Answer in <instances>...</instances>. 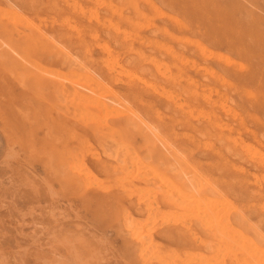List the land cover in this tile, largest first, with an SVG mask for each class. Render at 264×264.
<instances>
[{
  "label": "rangeland",
  "instance_id": "obj_1",
  "mask_svg": "<svg viewBox=\"0 0 264 264\" xmlns=\"http://www.w3.org/2000/svg\"><path fill=\"white\" fill-rule=\"evenodd\" d=\"M0 10V264H264V0H0ZM103 43L122 67L120 78H107L122 114L97 121L87 113L86 121L73 113V121L76 104L61 101L59 87L87 64L110 76ZM86 89L79 93L93 97ZM102 123L128 129L135 145L106 146ZM149 126L164 140L139 146ZM180 162L218 186L213 211L181 213L151 185L153 166ZM233 209L247 227L234 223ZM233 227L241 233L234 244Z\"/></svg>",
  "mask_w": 264,
  "mask_h": 264
},
{
  "label": "bare ground",
  "instance_id": "obj_2",
  "mask_svg": "<svg viewBox=\"0 0 264 264\" xmlns=\"http://www.w3.org/2000/svg\"><path fill=\"white\" fill-rule=\"evenodd\" d=\"M96 3V2H95ZM102 3V2H101ZM104 3V2H103ZM102 3V4H103ZM75 10V9H74ZM113 10V9H112ZM1 11V10H0ZM4 12H5V9L3 10ZM2 11V12H3ZM95 11V10H94ZM91 12V11H90ZM97 13V12H96ZM96 13H94V15H95V17H97L96 15ZM2 14V13H1ZM83 14V13H82ZM91 14V13H90ZM89 14V15H90ZM4 15L6 16V14L4 13ZM92 15V14H91ZM90 15V16H91ZM3 16V15H2ZM23 16V15H22ZM9 18V17H8ZM19 18V17H18ZM94 18V17H93ZM68 19V18H67ZM104 20V19H103ZM68 21V20H67ZM18 22V21H17ZM25 22V21H24ZM24 22H23V24H24ZM29 22V21H28ZM27 22V23H28ZM64 22V21H63ZM0 23H1V21H0ZM110 24V23H109ZM28 25V24H27ZM113 25V24H112ZM34 26V25H33ZM36 27H37V25H35ZM115 26V25H114ZM113 26V27H114ZM74 27V26H73ZM28 28H29V25H28ZM27 28V29H28ZM116 28V27H115ZM30 30V29H29ZM78 30V29H77ZM116 30V32H117V30H118V28L117 29H114L113 28V31H115ZM123 31V30H122ZM30 32V31H29ZM43 32V31H42ZM82 32V31H81ZM124 32H125V30L123 31V34H124ZM109 33V32H108ZM131 34V33H130ZM129 34V35H130ZM90 35H93V34H91V33H89V36ZM96 35V34H95ZM94 35V36H95ZM110 35V34H109ZM128 35V36H129ZM93 36V37H94ZM99 36V35H98ZM173 36V35H172ZM97 37V36H96ZM109 37V36H108ZM137 37V36H136ZM30 38V37H29ZM121 38V37H120ZM92 39V38H91ZM90 38H89V40H91ZM95 39H97V38H95ZM123 39V38H122ZM100 40V39H99ZM88 41V40H87ZM91 41H93V40H91ZM101 42V41H100ZM89 43V42H88ZM94 44H95V41H94ZM101 44V43H100ZM104 44V43H103ZM102 44V45H103ZM35 45V44H34ZM96 46H97V44H95ZM90 46V45H89ZM130 46V45H129ZM94 47V46H93ZM101 47V46H100ZM168 47V46H167ZM103 48L106 50V53H105V55L107 54V56H106V58H105V56H104V61H103V64L105 65V69L106 70H108L110 73H108V75L110 74V76H105L104 78H98V77H96V76H94L93 74H92V71H91V69L89 68V66H88V64H87V66H86V69H85V72H78V71H76V72H74V73H72V75L71 76H69L70 77V79L72 80V82H70V83H68V84H66V85H68V87L67 86H65V88L67 87V88H69L68 90H64L65 88H61V87H59V90H58V88H57V90L59 91L58 92V95H59V93H61V89H62V93L60 94V100L61 101H63L62 99L64 98V97H70V99H71V101L72 102H74V104H76L75 106L73 105V111H70V109H69V106L71 107L72 105H66V106H68V110L70 111V112H68L66 109V111L64 110V109H62V108H64V106H65V103H64V106H61V109H58V110H56L57 112H59V110L61 111V110H63V111H61L60 113H62V112H64V114H66L67 112L68 113H71V114H73V113H76V115L77 114H79V115H81L80 117H83V114H84V119L86 118V121H88L87 120V113L91 116L92 114H94V116L96 115V118H98L97 117V115L98 116H101V117H103V119L104 118H108V117H119L121 114H122V107H121V105H122V100L120 99V96L118 95L119 93H117L116 94V92H114L113 90H112V88H114V87H111L108 83H107V78L110 80V78L111 79H116V78H118L120 75H119V71H121L120 69H122V67L120 68V65H119V62L117 61V57H116V55L112 52V50H110V48H109V46L108 45H106V44H104L103 45ZM131 48V47H130ZM84 49L85 50H87V47L86 46H84ZM92 49V48H91ZM129 49V48H128ZM127 49V50H128ZM132 49V48H131ZM131 49H130V51L129 52H131ZM89 50V49H88ZM93 50V49H92ZM101 50V49H100ZM102 51V50H101ZM167 51V50H166ZM85 52V51H84ZM128 52V51H127ZM134 52V51H133ZM136 52V51H135ZM88 53H90L89 51H88ZM116 53V52H115ZM136 54H137V52H136ZM84 56H86V54L84 55ZM102 56V55H101ZM139 56H141V55H139ZM143 56V55H142ZM92 57H94V56H92ZM145 57V56H144ZM86 58V57H85ZM87 58H90L89 56H87ZM96 58V57H95ZM152 58V57H151ZM92 59V58H91ZM103 59V58H102ZM155 59V58H154ZM178 59V58H177ZM88 60V59H87ZM86 60V61H87ZM96 60V59H95ZM145 60V59H144ZM151 60V59H150ZM89 61V60H88ZM158 61V60H157ZM80 62V61H79ZM97 62V61H96ZM100 62V61H99ZM101 63V62H100ZM97 64H99V63H97ZM102 64V63H101ZM163 64H164V62H163ZM162 64V65H163ZM156 65V64H155ZM161 65V64H160ZM161 65V66H162ZM157 66V65H156ZM155 66V69L157 68ZM93 67V66H92ZM158 67H160V66H158ZM165 66H163V68H164ZM42 68V67H41ZM43 69V68H42ZM124 69V68H123ZM46 70V69H45ZM83 70V69H82ZM158 70V69H157ZM167 71H168V69H166ZM165 70V71H166ZM166 71V72H167ZM124 72H125V69H124ZM124 72H121V73H124ZM127 72V71H126ZM126 72L124 73V75L126 74ZM43 73V72H42ZM130 73V72H129ZM168 74H169V72H167ZM167 74V75H168ZM119 75V76H118ZM170 75V74H169ZM133 76L134 77H136L134 74H133ZM120 78V77H119ZM131 78H133L132 77V75H131ZM137 78V77H136ZM66 79V78H65ZM137 80H140V79H137ZM174 80V79H173ZM62 81V80H61ZM63 81H65V80H63ZM66 82V81H65ZM121 82V81H120ZM124 82V81H123ZM141 82H143V80H141ZM145 83V82H144ZM145 85H146V83H145ZM194 85V84H193ZM196 85V84H195ZM70 86V87H69ZM79 87H81V90L79 89ZM150 87H152V86H150ZM84 88H88V89H90V90H92L93 92H94V95H93V97H91V95L89 94V96L86 94V96H88V98L89 99H86L85 97H84V95L82 94V93H79L80 91H82ZM194 88V87H193ZM88 89H86V90H88ZM163 89V88H162ZM56 90V91H57ZM155 90V89H154ZM193 90V89H192ZM67 92V93H66ZM165 92V91H164ZM56 93V92H55ZM167 93V92H166ZM66 96H65V95ZM80 94H82L83 96H81ZM170 94V93H169ZM106 96H109L111 99H109L108 100V98L106 99ZM62 98V99H61ZM91 98V99H90ZM69 99V100H70ZM73 99V100H72ZM65 100V99H64ZM89 101L90 103H92V106H93V108H94V110H92V111H90V110H88V108H87V106L85 105V102L86 101ZM111 100V101H110ZM174 99H172V101H173ZM67 103H69V101H66ZM126 103V102H125ZM181 103V102H180ZM184 103V102H183ZM54 104V103H53ZM186 104V103H185ZM47 105V104H46ZM60 105H62V103L60 104ZM60 105H56L55 104V106L57 107H60ZM181 106H183L182 105V103H181ZM181 106H180V108H181ZM67 108V107H66ZM71 108V109H72ZM133 108V107H132ZM179 108V109H180ZM54 109V108H53ZM134 109V108H133ZM190 109V108H189ZM135 111V110H134ZM66 112V113H65ZM92 112V113H91ZM126 112V111H125ZM158 112V111H157ZM67 113V115H69ZM124 113V112H123ZM127 113V112H126ZM201 113V112H200ZM57 114V113H56ZM70 114V115H71ZM139 114V113H138ZM190 115H191V113H189ZM59 115V114H58ZM62 115V114H61ZM75 117H74V116ZM73 115H71V116H69V118L70 117H72L73 118V121H74V119L75 118H79V117H77L75 114H73ZM198 115V114H197ZM86 116V117H85ZM68 117V116H67ZM92 117V116H91ZM90 118V117H89ZM95 118V119H96ZM71 119V118H70ZM93 118H90V120H92ZM94 119V120H95ZM100 118H98V120L97 121H100L99 120ZM101 120H102V118H101ZM106 121V120H105ZM72 122V121H71ZM81 123V122H80ZM87 123H89V122H87ZM96 124V123H95ZM98 124H101V123H98ZM103 124V123H102ZM105 124V125H104ZM103 125H104V127L106 126V128L108 127V125H106V123H104ZM133 124V123H132ZM144 124V123H143ZM64 125V124H63ZM142 125V124H141ZM65 126V125H64ZM144 126V125H143ZM134 127H135V125H134ZM138 127V126H137ZM60 128H61V126H60ZM67 128V127H66ZM165 128H166V126H165ZM69 129V128H68ZM108 129H109V131H107V136H105V138L103 139V143L106 145V146H112V147H114V148H118L119 147V149L121 148V151H122V148H127V147H131V146H133V145H135V143H134V141L132 140V139H134V137L132 138V135L128 132L129 130L128 129H122L121 127H115L114 125H112V127H108ZM229 129V128H228ZM51 130H52V128H51ZM59 130V129H58ZM102 130V129H101ZM70 131H71V129H70ZM208 131V130H207ZM52 132V131H51ZM58 132V131H57ZM168 133H170V135H172L171 134V132H170V129L168 130ZM53 134V133H52ZM105 134V133H104ZM210 135V134H209ZM54 136V135H53ZM72 136H73V134H72ZM75 136V135H74ZM139 136V138H140V140H138L139 142H138V144H139V146H153V145H155V142L157 141V138L159 139V140H161V141H163L164 139H162L159 135H157V132H155V130H154V128L153 127H151V126H149L148 128H147V130L146 131H143L142 132V134L141 135H138ZM181 136V135H180ZM179 136V137H180ZM66 137V136H65ZM76 137H77V135H76ZM157 137V138H156ZM172 137V136H171ZM182 137H185V136H182ZM216 137V136H215ZM219 137V136H218ZM227 137V136H226ZM55 139H56V137H54ZM86 138V140H87V137H85ZM195 138V137H194ZM52 139V138H51ZM68 139V138H67ZM93 139V138H92ZM91 139V140H92ZM193 139V138H192ZM57 140V142H61V141H63V140H60V141H58V138L56 139ZM66 140V139H65ZM76 140H77V138H76ZM82 139H80V141H81ZM85 140V139H84ZM197 140V139H196ZM234 140V139H233ZM79 141V142H80ZM93 141H94V143H95V140L93 139ZM137 141V140H136ZM166 141V144L168 143H170V142H167V140H165ZM189 141V140H188ZM235 141V140H234ZM56 142V141H55ZM88 143L90 142V141H87ZM204 142V141H203ZM206 142V141H205ZM222 142V141H221ZM65 143V142H64ZM82 143V142H81ZM86 143V142H85ZM98 143V142H97ZM99 144V143H98ZM197 144V143H196ZM260 144V143H259ZM64 145V144H63ZM85 145V144H84ZM92 145V144H91ZM95 145V144H94ZM93 146V145H92ZM205 146V145H204ZM233 146V145H232ZM245 145H243V147H244ZM247 146H248V144H247ZM247 146H246V148H247ZM250 146V145H249ZM211 147V146H210ZM209 147V148H210ZM230 147H231V145H230ZM242 147V148H243ZM252 147V146H251ZM232 148V147H231ZM252 148H254V146L252 147ZM118 149V150H119ZM116 150V149H115ZM243 150V149H242ZM246 150V149H245ZM63 151V150H62ZM61 151V153H63ZM111 151V150H110ZM117 151V150H116ZM131 151V149H129V152ZM248 151H249V149H248ZM52 152V151H51ZM73 152V151H72ZM72 152H70V153H72ZM78 152V151H77ZM83 152V151H82ZM87 152H89V151H87ZM93 152V151H92ZM241 152V151H240ZM246 152V151H245ZM79 153H81V152H79ZM84 153V152H83ZM66 154H68V153H66ZM106 154H107V152H106ZM110 154V153H109ZM109 154H108V156H109ZM118 154V153H117ZM121 154V155H120ZM120 156L122 157V153L120 152ZM129 154V153H128ZM131 155L133 154L132 152L130 153ZM241 154V153H240ZM246 154V153H245ZM253 154V153H252ZM255 154V153H254ZM254 154H253V156H254ZM72 155V154H71ZM82 155V154H81ZM92 155V154H91ZM93 155H95V153L93 154ZM92 155V156H93ZM125 155V154H124ZM243 155V154H242ZM63 156H64V154H63ZM70 156V155H69ZM75 156V155H74ZM134 156V155H133ZM132 156V157H133ZM149 156V155H148ZM257 156V155H256ZM78 157V156H77ZM81 157H83V156H81ZM127 157V156H126ZM182 157V156H181ZM53 158V157H52ZM55 158V157H54ZM62 158V157H61ZM71 158V157H70ZM79 158V157H78ZM93 158H94V156H93ZM92 158V159H93ZM129 158V157H128ZM137 158V157H136ZM183 158V157H182ZM264 158V157H263ZM57 160L59 159V158H56ZM62 159H64V158H62ZM62 159H59V161L60 160H62ZM79 159H81V158H79ZM79 159H75L74 161L76 162V164H78L77 162V160H79ZM118 159V158H117ZM127 159V158H126ZM130 159V158H129ZM252 159V158H251ZM52 162H56L54 159H50ZM131 160H132V158H131ZM134 160V159H133ZM248 160V159H247ZM253 160V159H252ZM51 161H49V162H51ZM64 161V160H63ZM127 161V160H126ZM138 161V160H137ZM164 161V160H163ZM52 162H51V164H52ZM61 162V161H60ZM65 162V161H64ZM63 162V163H64ZM74 162V163H75ZM80 162H81V160H80ZM79 162V163H80ZM84 163V162H83ZM131 163V164H130ZM130 163H128V164H130V167H132L133 168V164H132V162H130ZM54 164H56V163H54ZM82 164V163H81ZM85 164V163H84ZM138 164V165H137ZM264 164V163H263ZM59 165V164H58ZM61 166H60V170L59 169H57L56 171H58L59 170V172L61 171V176H62V174L64 175V173L65 174H67V172H65V169L67 168H64L63 167V165H62V163L60 164ZM64 165H66V162H65V164ZM74 164H72L71 165V167L73 166ZM125 165V164H124ZM133 165V166H132ZM136 165L138 166V168L136 167V169H141V168H139V167H142V165H141V163H140V165L141 166H139V163L137 162L136 163ZM82 166V165H81ZM80 166V167H81ZM196 166V165H195ZM240 166H242V165H240ZM264 166V165H263ZM70 167V168H71ZM74 167V166H73ZM80 167H79V164H78V166H77V168L78 169H80ZM84 167V166H83ZM82 167V168H83ZM144 167H147V165L146 166H144ZM234 167V166H233ZM61 168H63L62 170H61ZM76 168V167H75ZM76 168V169H77ZM81 168V169H82ZM85 168V167H84ZM83 168V169H84ZM132 168H130V169H132ZM235 168V167H234ZM238 168V167H237ZM243 168V167H242ZM241 168V169H242ZM72 169V168H71ZM86 169V168H85ZM85 169H84V171H85ZM87 169H89V168H87ZM86 169V170H87ZM122 169V168H121ZM134 169V168H133ZM145 169H150V168H145ZM144 168H143V170H145ZM236 169V168H235ZM55 170V169H54ZM64 170V171H63ZM67 170H68V168H67ZM66 170V171H67ZM123 170V169H122ZM121 170V171H122ZM139 170H136L137 172L139 171ZM142 170V171H143ZM238 170H239V168H238ZM121 171H119L118 173H120ZM135 171V172H136ZM150 171L152 172V174L154 175L153 177H154V183L153 184H151V185H153V187H155V185L154 184H157L156 186L158 187H156L157 188V191H161V194H162V198L164 199L163 201L164 202H166L167 204L169 203V204H172V205H174V206H176L177 208H179L180 210H181V213H184V214H188V215H191V213L192 212H196L195 214H197V211L199 210V211H202V212H204V213H209V211H213V209H215L214 208V205L216 206L217 204H215V201H214V199H212V197H214L215 196V198H217V196H219V197H221L220 196V193H219V191L218 190H220V189H218V186H217V189H216V186L214 187L210 182H209V177L208 178H206V176L204 175V174H202V173H200V171H197V169L196 168H194L192 165H190V164H188V163H184V162H180V163H178V164H176V163H168L165 167H164V169H161L158 165L157 166H153V169H150ZM202 171V170H201ZM64 172V173H63ZM79 172V171H78ZM88 172V171H87ZM86 172V173H87ZM93 172V171H92ZM92 172H91V174H92ZM106 172V171H105ZM123 172V171H122ZM128 172V171H127ZM129 172H131V170L129 171ZM128 172V174H126L125 172H123V173H125L126 175H130V173ZM58 172H55V173H53V174H57ZM80 173V172H79ZM141 173V172H140ZM138 174L139 176H141L142 174ZM144 174L142 175V176H145L146 174H147V171L146 172H143ZM150 173V172H149ZM149 173L147 174V175H149ZM205 173V172H204ZM90 174V173H89ZM206 174V173H205ZM262 174V173H261ZM59 175V174H58ZM71 175V174H70ZM137 175V174H136ZM146 175V176H147ZM210 175V174H209ZM264 175V174H263ZM56 176V175H55ZM80 176V175H79ZM87 176H89L88 175V173H87V175H86V177H85V179L87 178ZM123 176V175H122ZM133 176V175H132ZM134 176H135V174H134ZM134 176H133V178H134ZM146 176H145V178H146ZM150 176H152L151 174H150ZM212 176V175H211ZM63 178H65L64 176H62ZM61 177V178H62ZM95 177V176H94ZM124 177H125V175H124ZM124 177H122L121 178V176H119L117 179H119V178H121L122 180H124L123 178ZM127 177V176H126ZM125 177V178H126ZM138 177V176H137ZM148 177V176H147ZM153 177H149V179H152ZM256 177V176H255ZM140 178V177H139ZM262 178V177H261ZM68 179H71V178H68ZM84 179V178H83ZM84 179V180H85ZM88 179V178H87ZM132 179V178H131ZM130 179V180H131ZM147 179V178H146ZM247 179V178H246ZM66 180V179H65ZM83 180V181H84ZM96 180V179H95ZM94 180V181H95ZM104 180V179H103ZM113 180V179H112ZM134 180V179H133ZM132 180V181H133ZM216 181H217V179H215ZM240 180V179H239ZM238 180V181H239ZM86 182H87V180H85ZM115 181V180H114ZM119 181H120V179H119ZM212 181H214L213 179H212ZM216 181H214L215 182V184L217 183ZM218 181H219V179H218ZM234 181H235V179H234ZM242 181V180H241ZM246 181V180H245ZM101 182V181H100ZM240 182V181H239ZM134 183V182H133ZM241 183V182H240ZM121 184V183H120ZM135 184V183H134ZM244 184V183H243ZM252 184V183H251ZM93 186L95 185V184H92ZM256 185V184H255ZM86 186H87V184H86ZM97 186V185H96ZM101 186V185H100ZM99 186V187H100ZM103 186V185H102ZM124 187V186H123ZM142 187V186H141ZM241 187H242V183H241ZM241 187H238V190H239V188H241ZM107 188V187H106ZM143 188V187H142ZM149 188V187H148ZM155 188V189H156ZM234 188H235V186H234ZM104 189V188H103ZM108 189V188H107ZM141 189V188H140ZM139 189V190H140ZM146 189V188H145ZM144 189V192L146 191H148L150 194H151V191H152V189H148V190H145ZM160 189V190H159ZM138 190V188H137V191H139ZM151 190V191H150ZM241 191L243 190V189H240ZM136 191V192H137ZM153 191H154V189H153ZM152 191V192H153ZM253 191V190H252ZM155 192V191H154ZM244 192H245V190H244ZM134 193V192H133ZM149 193H148V195H149ZM131 194V193H130ZM129 194V195H130ZM135 194V193H134ZM156 194V193H155ZM155 194H153L154 196H155ZM232 194V193H231ZM235 194V195H234ZM239 194H240V192H239ZM238 194V196H240V198L238 197V196H236V192L235 191H233V195H234V197H238L239 198V200H242L243 201V199H244V194H243V197H241L242 196V194H240L239 195ZM147 195V194H146ZM152 195V194H151ZM152 195V196H153ZM233 195H232V197H233ZM247 195V194H246ZM156 196H157V194H156ZM231 196V195H230ZM224 197V196H223ZM248 197V196H247ZM259 197H261V196H259ZM156 198V197H155ZM159 198V197H158ZM162 198L160 197L159 199H161L162 200ZM238 198H236V199H238ZM154 200V199H153ZM141 201V200H140ZM157 201V200H156ZM163 201H161V204H162V202ZM229 201V200H228ZM231 201H233V200H231ZM229 202L230 204L232 203V202ZM250 201V200H249ZM150 202V201H149ZM163 202V203H164ZM221 202H223V201H221ZM226 202V201H225ZM261 202H263L264 203V201H261ZM142 203H143V201H142ZM154 203V201L152 202V204L151 205H154L153 204ZM156 204H157V202H155ZM134 204V203H133ZM228 204V203H227ZM242 205H243V203H241ZM165 205L166 204H163V206L165 207ZM258 205V204H257ZM156 206V205H155ZM157 206H159L158 204H157ZM168 206H170V205H168ZM217 206H219V205H217ZM220 206H221V204H220ZM231 206V205H230ZM232 206H234V204L232 205ZM247 206H249V205H247ZM261 206V205H260ZM173 207V206H172ZM225 207V206H224ZM236 207V206H235ZM154 208V207H153ZM174 208V207H173ZM230 208H234V207H230ZM248 208V207H247ZM161 208L159 207V210H160ZM165 209V208H164ZM170 209V208H169ZM218 209V208H217ZM236 209V208H235ZM235 209H233V210H235ZM263 209V208H262ZM152 210V209H151ZM168 210V209H167ZM171 210V209H170ZM197 210V211H196ZM223 210V209H222ZM230 211H231V209H229ZM237 210H239V209H237ZM243 210V209H242ZM127 211V210H126ZM125 211V212H126ZM176 211H178V210H176ZM198 211V212H199ZM215 211V210H214ZM221 211V210H220ZM219 210H218V212H220ZM164 212V211H163ZM227 212V211H226ZM234 213L236 212V210L235 211H233ZM239 212H242V211H240L239 210ZM237 213L236 212V216L234 217V223H237V224H241V225H243V227H247V225H248V221H247V219L241 214V213ZM166 213V212H165ZM179 211H178V215H179ZM200 213V212H199ZM168 214V213H167ZM174 214V213H173ZM212 214V213H211ZM218 214V213H217ZM166 215V214H165ZM172 215V214H171ZM176 215V214H175ZM193 215V214H192ZM200 215H201V213H200ZM199 215V216H200ZM125 216H127V215H125ZM218 216H219V214H218ZM134 217V216H133ZM162 217V216H161ZM161 217H160V220H161ZM169 218H170V216H168ZM174 217V216H173ZM172 217V218H173ZM181 217V216H180ZM212 217V216H211ZM215 216H213L212 218H214ZM125 218V217H124ZM127 218L129 219V222L131 221L130 220V218H131V216H130V218L127 216ZM163 218V217H162ZM164 218H167V217H164ZM197 218H199L198 216H197ZM218 218V217H217ZM132 219V218H131ZM134 219V218H133ZM175 219V218H174ZM181 219V218H180ZM206 219V222H204L205 224L207 223V217L205 218ZM219 219V218H218ZM218 219H217V221H218ZM127 220V219H126ZM148 220V219H147ZM147 220H145L146 222H147ZM164 220V219H163ZM166 220V219H165ZM170 220H171V218H170ZM175 220H177V219H175ZM208 220H211V219H208ZM172 221V220H171ZM203 221V220H202ZM212 221V220H211ZM215 221V220H214ZM223 221V220H222ZM124 222H126V221H124ZM149 222V221H148ZM209 222V221H208ZM131 223V222H130ZM133 223V222H132ZM141 223H144V222H141ZM163 223H164V221H163ZM167 223V222H166ZM175 223V222H174ZM211 222H209V223H207V225L208 224H210ZM124 224V223H123ZM129 223H128V220H127V223H126V226L128 225ZM136 224V223H135ZM137 224H138V222H137ZM147 224V223H146ZM213 224V222L211 223V225ZM134 225V224H133ZM160 225V224H159ZM186 225H187V223H186ZM233 225V224H232ZM132 226V225H131ZM139 226V224L137 225V227ZM205 226V225H204ZM217 226V225H216ZM229 226V225H228ZM258 226V225H257ZM132 227H135V226H132ZM140 227V226H139ZM142 227V226H141ZM144 227H145V225H144ZM161 227V226H160ZM125 228V227H124ZM149 228H150V226H149ZM187 229H188V227H186ZM219 227H217V229H218ZM139 229H141V228H139ZM138 230V229H137ZM215 230H216V228H215ZM131 231H133V232H135V230H132L131 229ZM141 231H143V230H141ZM141 231H139V232H141ZM145 231V230H144ZM147 231V230H146ZM145 231V232H146ZM218 231V230H217ZM231 241H232V243L234 244V243H236V242H238L237 241V239L240 237L239 235H238V233L239 234H241L240 232H239V230L237 229V228H235V227H233V228H231ZM138 232V231H137ZM138 232V234H140ZM129 233V232H128ZM134 234V233H133ZM138 234L136 233V235L138 236ZM142 234V233H141ZM144 234H147V233H144ZM149 234H151V233H149ZM169 236H172L171 238L173 239V232L171 233V232H168L167 233ZM175 234H177V236H179L180 237V234H178V233H175ZM129 235V234H128ZM132 235V234H131ZM135 235V236H136ZM152 235V234H151ZM151 235H147L148 237H147V239L148 240H150V242H147V243H151V239H152V237H151V239H149L150 237L149 236H151ZM191 235V234H190ZM133 236V235H132ZM134 236V237H135ZM136 236V238H142L141 236L140 237H137ZM225 236V235H224ZM239 236V237H238ZM143 237H144V235H143ZM167 237V236H166ZM193 237V236H192ZM177 238V237H176ZM226 238V237H225ZM227 238H229V237H227ZM139 239V240H140ZM219 239V238H218ZM138 240V239H137ZM136 240V241H137ZM143 241H145V240H143ZM179 241V240H178ZM196 241V240H195ZM244 240H241V242H243ZM142 242V241H141ZM146 242V241H145ZM153 242H155V241H152V243ZM204 242V241H203ZM240 242V241H239ZM240 242V243H241ZM206 242H204V244H205ZM155 244H157V242L155 243ZM243 244V243H242ZM241 244V245H242ZM252 244V243H251ZM158 245V244H157ZM237 245V244H236ZM244 245V244H243ZM141 246V245H140ZM152 246H153V248H154V246H156V245H154V243L152 244ZM217 246V244L215 245V247ZM235 246V245H234ZM244 246H246V245H244ZM145 247V246H144ZM144 247L142 248V249H144ZM240 247H242V246H240ZM151 248V247H150ZM245 248V247H244ZM244 248H242L241 250H244ZM253 247H251L250 248V250L252 249ZM223 249V248H222ZM225 249V248H224ZM227 249V248H226ZM145 250V249H144ZM150 250V249H149ZM158 250V249H157ZM248 251V249L247 248H245V250H244V252L245 251ZM142 251V250H141ZM150 251H152V250H150ZM228 251V250H227ZM160 252V251H159ZM253 253H255L254 251H252ZM261 252V251H260ZM145 253V252H144ZM151 252H148V254H150ZM176 253V252H175ZM145 254H147V252L145 253ZM147 254V255H148ZM174 254V253H173ZM184 254V253H183ZM241 254V253H240ZM264 254V253H263ZM139 255H140V253H139ZM146 255V256H147ZM189 255V254H188ZM248 255V254H247ZM258 255V254H257ZM145 256V257H146ZM168 256V255H167ZM191 256V255H190ZM213 256V255H212ZM225 256V255H224ZM251 256V255H250ZM261 256V255H260ZM144 257V258H145ZM154 257H157V256H154ZM169 257V256H168ZM193 259H194V257H197L196 255H194V257L193 256H191ZM200 257V256H199ZM216 257V256H215ZM256 257V256H255ZM262 257V256H261ZM152 258H153V256H152ZM161 258V257H160ZM169 258H171V257H169ZM150 259H151V257H150ZM154 259V258H153ZM172 259H173V257H172ZM177 259H181V258H177ZM198 259V258H197ZM196 259V260H197ZM203 259V258H202ZM205 259V258H204ZM204 259H203V261H204ZM210 259V258H209ZM214 259V258H213ZM213 259H212V261L210 260V262H213ZM157 260V259H156ZM155 260V261H156ZM187 260V259H186ZM195 260V259H194ZM193 260V261H194ZM200 260H201V258H200ZM215 260V259H214ZM158 261H160V260H158ZM190 261V260H189ZM203 261H201V262H199V260H198V262H199V264H201ZM253 261V260H252ZM259 261H261V260H259ZM264 261V260H263ZM163 262V261H162ZM191 262V261H190ZM205 262V261H204ZM221 262V261H220ZM219 262V263H220ZM245 262V261H244ZM164 263V262H163ZM171 263V262H170ZM209 263V260H208V262L206 263H203V264H208ZM222 263V262H221ZM242 263V262H241ZM249 263H251V262H249ZM259 263V262H258ZM209 264H214V262L213 263H209ZM237 264V263H236Z\"/></svg>",
  "mask_w": 264,
  "mask_h": 264
}]
</instances>
